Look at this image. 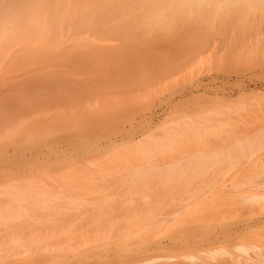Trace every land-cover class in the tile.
Listing matches in <instances>:
<instances>
[{"label":"rangeland","instance_id":"1","mask_svg":"<svg viewBox=\"0 0 264 264\" xmlns=\"http://www.w3.org/2000/svg\"><path fill=\"white\" fill-rule=\"evenodd\" d=\"M73 1L48 0L49 10L68 18L74 3L88 22L62 20L60 35L42 24L0 63V208L21 205L32 218L0 227V264H226L262 255L264 42L170 52L165 40L123 33L115 0ZM224 125L202 152L204 134ZM155 143L191 152L155 156V172L109 177ZM93 181L112 189L90 197ZM22 189L33 196L21 202L13 191ZM155 200L156 215H137ZM68 202L79 209L66 210ZM101 212L109 219H97Z\"/></svg>","mask_w":264,"mask_h":264},{"label":"bare ground","instance_id":"2","mask_svg":"<svg viewBox=\"0 0 264 264\" xmlns=\"http://www.w3.org/2000/svg\"><path fill=\"white\" fill-rule=\"evenodd\" d=\"M75 1L76 0H74L73 2ZM56 2L62 5L64 0H56ZM115 3H116L115 8H116L118 24L122 26L123 29L122 28L121 29L123 33L126 30V28H128L132 30L131 35H133V37H135L136 40L139 39L145 40V38L148 40L149 39L165 40L167 44L166 46H164V49L166 47V50L168 49L170 52H177L180 54L205 53L208 55V54L220 53L224 49L223 45L228 46V44H230L231 47L232 45L231 43L234 42L235 44V42L237 41H240L239 43L243 41V42L257 43V44L264 42V0H115ZM72 4L74 5V10L71 11L69 17L58 18V15L51 14L49 10L51 5L48 2V0H0V63L3 60H5V58L8 55L20 51L21 47L23 46L24 39L27 35V31H31L34 34H38L42 24H47V26L50 27V30L47 29L49 33L52 32L53 34L55 33V35L56 33L57 34L59 33L60 35L59 30L62 26L61 25L63 22L62 20H65L70 24L73 23V25L77 24L78 27L83 26L86 22H88L86 21V19L83 18L85 14L84 13L82 14L79 11L76 4L74 3ZM83 19L86 22H83ZM87 20H89V18ZM51 27H55V29L51 30ZM199 42L202 44L204 43H214V44L211 47H209V45H202L199 48L192 46L193 44ZM216 42H219L221 46L216 44ZM233 46L235 47V45ZM230 47L226 51L229 52L228 54L234 51V50L231 51L233 48L230 50ZM241 47L242 46H238L236 51L241 52L240 51ZM245 50L247 49L244 48L243 51ZM227 126L229 125L226 126L224 125L223 127H221L222 129L220 128L221 130L218 131L216 130L215 131L211 130L212 132L208 131L207 133L204 134V137H202L201 141L198 140V143L200 141L201 145L200 144L198 145L200 146V148H202L203 150L202 152L204 151L211 152V150L213 149L212 147L213 142L211 140L214 141V138L217 139L216 137L220 139L219 138L220 135L224 133V131L225 132L228 131V129L226 130ZM192 144L194 146L197 145V144L195 145V142L194 143L192 142ZM229 144L230 143L228 142L227 145ZM191 145L189 147H191ZM175 146L176 144L174 143H172L171 145L169 143L167 144L155 143L152 149L153 152L145 153L144 151H139L138 153H136L134 157L128 158L124 161H120L119 163H117L112 173L109 174L110 175L109 177L114 178L117 175L119 176L135 175L137 172H138L137 174L141 173L142 170L143 172L145 170H151V172H153L154 170L158 171L161 165L158 164V162L155 160L157 156L163 158V160H165V158L167 157L176 159L174 155V152H176L175 150H178V152L180 151V153L178 154L179 156L181 154V158L184 157V155L188 156V154L191 152V151L189 152V150L186 148L182 149L180 147L181 149L179 148L177 149V146L176 147ZM258 172L259 170H255L252 176L249 178V180L257 176ZM96 183L98 182L96 181ZM96 183L94 184L93 181L92 187L90 188L89 185L88 190H85L86 194L89 193V195H91L90 197L94 196L95 198H97L101 193L105 194L107 193V191L110 192V190H107L106 188L109 189L111 187H107V185H105L108 182L107 183L105 182V184L103 185L100 184L98 185ZM104 185L106 187L104 188L107 191H105V189L102 187ZM241 186L242 185H240V187ZM238 188L237 187L233 188V190H237ZM14 192L19 195L21 202H23L27 198H30V196H33L32 193L29 194L27 191L23 189L14 190L13 193ZM232 194L235 195L234 197H236V194L231 193L230 195ZM144 196L147 197L148 194H145ZM231 197L235 199L233 196ZM231 197H225L226 200H224L223 202L218 201L219 204L216 205L217 206L216 209L219 210L221 207L223 209L226 208L227 207L226 205L229 204V201H227V199H230ZM56 200H58V198ZM152 203L150 204V206L147 204L149 206V207L147 206V208L139 207L140 210L141 209L142 210L141 211L139 210L138 213L136 211L134 212L137 213V215H139L141 218L149 217L150 215L153 216V214H155L158 210L162 208L161 206L162 203L160 201L161 204L160 205L158 202H156V200L153 204ZM78 207L79 206L75 205V203L68 202V206L66 207L67 208L66 210H70V211L78 210L79 209ZM232 207L233 206H230V208ZM27 210L28 208L23 207L21 205L0 208V227L6 228V226L10 224H12L10 226H14L13 223L17 225L18 222L19 224L21 220L24 221L25 219L27 220L32 219L28 215V213H26ZM104 215L102 214V216L101 215L100 217L98 216L99 218L97 219H101V217L102 219H104V217L108 218V216L106 215L104 216ZM108 215L111 217L110 213ZM140 217H138L137 219L139 220ZM141 218L140 220L142 221ZM131 219L133 220V218ZM137 219L134 218V221L133 223L131 222V224H135L134 222L135 220L137 222L138 221ZM29 221L31 222V220ZM113 222H115V220ZM113 222H111V224ZM30 225L31 224H29L28 226ZM105 229H107V227H105ZM4 232L6 233L5 229ZM32 233L35 232L32 231ZM90 237L92 238V236ZM256 249L260 254L261 252L264 251V248L256 247ZM263 254L262 255L256 254L255 257H253V255H251L252 257L248 256V258L250 257V260L243 259V261L241 258H238L237 260L235 257L229 256L230 258L229 260H227L226 264H261L260 258H264Z\"/></svg>","mask_w":264,"mask_h":264}]
</instances>
